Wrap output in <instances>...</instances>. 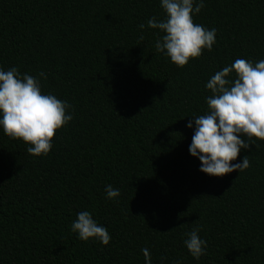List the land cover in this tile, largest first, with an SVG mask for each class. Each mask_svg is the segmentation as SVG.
<instances>
[{
    "label": "trees",
    "instance_id": "16d2710c",
    "mask_svg": "<svg viewBox=\"0 0 264 264\" xmlns=\"http://www.w3.org/2000/svg\"><path fill=\"white\" fill-rule=\"evenodd\" d=\"M204 4L193 20L216 43L179 67L147 27L165 18L161 0H0V69L38 78L73 115L41 157L0 126V264H145V248L151 264H264V141L233 161L248 156V169L213 177L187 127L208 112L217 71L264 60V0ZM81 211L108 245L72 232ZM194 228L199 260L184 243Z\"/></svg>",
    "mask_w": 264,
    "mask_h": 264
},
{
    "label": "clouds",
    "instance_id": "9594fccd",
    "mask_svg": "<svg viewBox=\"0 0 264 264\" xmlns=\"http://www.w3.org/2000/svg\"><path fill=\"white\" fill-rule=\"evenodd\" d=\"M205 7L204 0H161L165 18L152 17L147 27L159 30L155 48L165 53L175 65L186 66L191 59L211 51L216 43V29L194 23L193 14ZM140 29L145 25L140 24ZM144 36H140L143 40ZM235 73L234 79H229ZM40 77L46 79L43 72ZM212 93L206 98L208 112L191 118L195 126L189 151L201 161L200 171L213 177L242 172L250 167L248 156L233 163L241 149H249L255 138L264 141V60L253 63L242 58L217 71L206 83ZM72 106L53 94H43L40 80L23 74L15 67L0 69V126L6 136L31 145L33 157L47 155L58 130L73 119ZM243 137V138H242ZM109 199L120 196L118 189L106 186ZM194 202V201H193ZM79 239L98 238L104 245L111 239L106 228L98 225L89 211H81L71 224ZM199 228L187 233L184 241L191 255L199 260L206 254L207 242L200 238ZM145 264H151L148 249H142Z\"/></svg>",
    "mask_w": 264,
    "mask_h": 264
}]
</instances>
